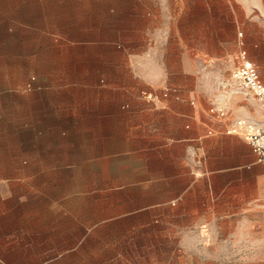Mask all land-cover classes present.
<instances>
[{"label":"crops","instance_id":"crops-1","mask_svg":"<svg viewBox=\"0 0 264 264\" xmlns=\"http://www.w3.org/2000/svg\"><path fill=\"white\" fill-rule=\"evenodd\" d=\"M52 41L79 53H35ZM1 50L111 69L76 109L73 164L0 152V264H264V166L209 113L240 50L264 85V0H0Z\"/></svg>","mask_w":264,"mask_h":264},{"label":"rangeland","instance_id":"rangeland-1","mask_svg":"<svg viewBox=\"0 0 264 264\" xmlns=\"http://www.w3.org/2000/svg\"><path fill=\"white\" fill-rule=\"evenodd\" d=\"M45 46L48 50H35V53L46 52L52 56L62 53L67 57L79 53L64 49L71 47L67 43L52 41ZM50 61L51 64L32 67L27 66L25 60L12 57L10 50L0 51V76L3 77L0 82V152L4 157L18 149L24 160L27 154L34 153L51 160L65 158L63 164H73L78 150L74 130L76 109L81 101L90 105L91 95L111 67L77 65L73 60H67L70 61L67 64L56 63L64 61L62 58ZM232 68V63L225 60L215 69L218 80L212 86L216 89V100H222V104L240 95L248 98L231 78ZM224 105L227 107L228 103ZM258 228V249L263 250L264 225Z\"/></svg>","mask_w":264,"mask_h":264},{"label":"built area","instance_id":"built-area-1","mask_svg":"<svg viewBox=\"0 0 264 264\" xmlns=\"http://www.w3.org/2000/svg\"><path fill=\"white\" fill-rule=\"evenodd\" d=\"M231 78L240 92L250 97L258 109L264 112V85L259 78L257 68L247 59L243 50H240L234 58ZM142 95L147 99H153L147 93ZM209 113L215 121L224 125V134L242 138L255 154L257 162L264 166V120L234 116L224 104L219 103L211 104Z\"/></svg>","mask_w":264,"mask_h":264}]
</instances>
